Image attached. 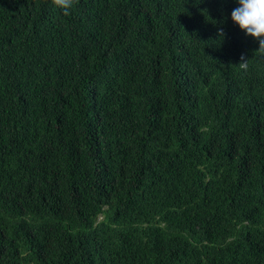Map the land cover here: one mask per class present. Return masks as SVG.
I'll return each instance as SVG.
<instances>
[{
    "label": "trees",
    "instance_id": "16d2710c",
    "mask_svg": "<svg viewBox=\"0 0 264 264\" xmlns=\"http://www.w3.org/2000/svg\"><path fill=\"white\" fill-rule=\"evenodd\" d=\"M238 6L0 0V264H264V54Z\"/></svg>",
    "mask_w": 264,
    "mask_h": 264
},
{
    "label": "clouds",
    "instance_id": "9594fccd",
    "mask_svg": "<svg viewBox=\"0 0 264 264\" xmlns=\"http://www.w3.org/2000/svg\"><path fill=\"white\" fill-rule=\"evenodd\" d=\"M238 7L232 11V20L248 36L255 38L259 43L257 52L264 54V0H237ZM51 3L63 10L65 16L71 15L75 0H51ZM218 35L223 40L225 33L218 30ZM239 67L247 71L248 60L241 57Z\"/></svg>",
    "mask_w": 264,
    "mask_h": 264
}]
</instances>
